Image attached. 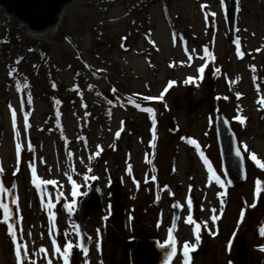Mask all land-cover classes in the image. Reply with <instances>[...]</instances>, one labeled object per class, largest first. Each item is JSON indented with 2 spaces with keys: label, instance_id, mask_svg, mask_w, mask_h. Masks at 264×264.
I'll return each mask as SVG.
<instances>
[{
  "label": "rangeland",
  "instance_id": "rangeland-1",
  "mask_svg": "<svg viewBox=\"0 0 264 264\" xmlns=\"http://www.w3.org/2000/svg\"><path fill=\"white\" fill-rule=\"evenodd\" d=\"M78 1L64 3L60 23L45 35L30 31L28 23L7 14L0 4V182L9 188L15 180L18 211L7 193L0 199L9 204L10 215L15 212L18 242L29 251L25 264L33 260L63 264L52 240L61 250L67 240L74 246L78 243L72 227L76 208L91 185L96 186L101 203L84 221L90 238L89 264H109L108 253L117 247L124 252V264L130 248L137 254L134 264H145L138 251L148 239L168 246L173 200L181 206L172 231L177 254L165 264H182L183 243L195 242L194 225L185 223L189 196L191 214L202 225L190 264H264V168L260 167L264 109L257 103L263 99L264 86V0H236L235 35L242 58L227 42L224 12L230 0H223V5L221 0H95L97 6L89 0L87 7H100L97 15L105 23L103 28H93V14L78 7ZM112 12L121 17L116 19ZM204 65L201 80L197 69ZM190 76L195 83L185 84ZM171 81L175 83L163 101L143 100L158 97ZM129 98L134 102L129 103ZM144 108L154 111L155 124ZM26 112L30 113L27 130ZM217 114L227 120L244 160L245 181L233 188L220 169ZM170 119L176 126L172 133L167 129ZM17 143L22 147L19 161ZM28 165L35 167L39 188ZM69 175L79 186L75 198ZM93 175L96 180L85 181ZM216 176L223 186L215 182ZM48 180L55 183L45 185ZM45 186L55 205L51 210L46 207ZM58 191L63 197L57 203ZM114 192L123 210L118 221L110 216ZM73 199L76 203L69 213L64 204ZM213 208L218 217L214 224ZM50 218H54L51 236ZM41 247L47 250L46 257L39 253ZM14 249L7 225L0 223V264H17ZM78 252L71 254L70 264H79Z\"/></svg>",
  "mask_w": 264,
  "mask_h": 264
},
{
  "label": "water",
  "instance_id": "water-1",
  "mask_svg": "<svg viewBox=\"0 0 264 264\" xmlns=\"http://www.w3.org/2000/svg\"><path fill=\"white\" fill-rule=\"evenodd\" d=\"M68 1L69 0H0V4L6 8L7 14L8 12H12L19 18L21 22L28 23L30 31L39 32L52 26L57 21L59 10L64 5V3ZM236 14L237 1L230 0L228 9L224 12V19L227 29V42L233 45L237 52V48L239 46L236 44L237 38L235 35ZM261 108L264 109L262 105ZM167 129L171 133L175 131L176 126L173 119H170L167 122ZM214 129L222 175L229 188L236 187L245 181L246 174L242 154L239 157L236 155V149L238 147L236 144L235 135L222 114H217L214 117ZM28 167L32 180H35L34 184L37 186L39 182L36 177H33L30 165H28ZM9 188H12V192L16 198V183L14 179L11 180ZM44 190L45 197L48 199L50 188L45 186ZM9 197L12 201L13 195H9ZM100 203V194L96 186L91 185L86 195H83L78 201L76 208V225L80 226V235L77 236V238L79 243L82 241L88 247V249L89 235L84 231L85 216L88 214V212H96ZM113 204L114 210L110 216L118 221L123 214V210L121 208V204L119 203V195L117 192H114ZM173 205L179 206L174 207ZM170 208V228L174 230L178 221L177 217H179L181 211V206L176 200H173L171 202ZM168 251H170V249L161 247L156 239H149L147 241L146 247L141 250L140 254L146 264H164L167 261Z\"/></svg>",
  "mask_w": 264,
  "mask_h": 264
},
{
  "label": "snow or ice",
  "instance_id": "snow-or-ice-1",
  "mask_svg": "<svg viewBox=\"0 0 264 264\" xmlns=\"http://www.w3.org/2000/svg\"><path fill=\"white\" fill-rule=\"evenodd\" d=\"M221 4L223 5V0H221ZM205 7L204 5H202V8ZM207 13L205 15V18L207 19ZM213 16L215 15L214 13L212 14ZM173 40L175 42L176 40V34H173ZM236 44L237 46H239V39H237L236 41ZM123 47V45H122ZM187 48L185 47V52H187ZM193 53L195 52V49L192 50ZM259 51V49L257 50ZM204 52L205 54L208 53V49L205 48L204 49ZM237 56L238 58H242L243 57V53L239 51V47L237 48ZM201 60L204 59V56H201L200 57ZM192 60V56L189 55V61ZM190 66V65H189ZM207 65H204V66H201L197 69L198 73H199V79H203V76H204V72H205V67ZM253 70H255L253 68ZM216 72H219L220 69L217 68L215 70ZM10 75H11V71H10ZM239 79V77H237V80ZM175 82L174 81H171V82H168L167 86L164 88V90L160 93V95L158 97H149V96H144L143 97V100L145 101H148V100H160V101H163L164 100V95L165 93L173 86ZM185 84H188V83H195V78L193 77H187L184 81ZM113 91H116L115 89H113ZM240 97V94L237 93V98L239 99ZM134 101L132 100V98H129V103H133ZM27 103L29 105H31L32 103V100H31V95L28 94V97H27ZM111 103V102H109ZM257 103L261 104L262 107H264V99H261V100H258ZM137 108L140 107V104L139 103H136L135 105ZM22 107H23V101H22ZM143 111L145 112H148L150 114H152L153 116V124H155V119H154V111L151 109V108H144L142 109ZM29 115L30 113H24V127H25V130H27L30 125L28 123V118H29ZM109 115H111V113L109 112ZM12 120H13V127L15 128L16 126V112L13 111L12 112ZM241 123H243V120H241ZM17 136L20 135L19 132L16 133ZM116 137L119 138L120 136V132L117 131L116 132ZM190 143L192 144H195L196 142L194 140L190 141ZM29 147V150H32V146L31 144L28 145ZM99 147V146H98ZM244 151H248V148H247V145H244ZM15 151H16V156H17V161H19L20 159V154H21V151H22V147H21V144L20 143H17L16 144V147H15ZM96 155H99V152L96 153ZM236 155L239 157L241 155V150L240 148H237L236 149ZM201 156H203V153H201ZM69 157H71V153H69ZM93 159L92 156L89 157V160ZM251 159L253 161H256L257 163H259V161L257 160V156L255 154H252L251 155ZM149 163H151V161H148ZM205 164H207V160L204 161ZM31 167V171H32V175L33 177H35L36 175V170H35V167L34 165L33 166H30ZM260 167L264 168V164H261ZM18 167H17V171H18ZM89 172L92 171L91 168L88 169ZM209 171H211V168H209ZM3 172V169L0 168V173ZM129 172H130V168H129ZM15 174V173H14ZM214 175V174H213ZM85 181H88V180H96L97 177L96 176H86L85 178ZM156 178L155 177H152V180L154 181ZM68 180L71 182V195L73 198H75L77 195H78V185L76 183L75 180L72 179V177L69 175L68 176ZM35 183V180L33 181ZM215 182L217 184H221V180H220V177L216 176L215 177ZM45 185H52L54 184L55 182L54 181H51V180H48V181H44L43 182ZM134 183L137 184V187L139 186L138 182H136L134 180ZM257 183L259 184V181H257ZM221 186H223L221 184ZM14 187V186H13ZM37 187L39 188L40 185L37 184ZM46 190V189H45ZM191 192V186H189V193ZM9 194V195H13V199H12V204H17V200L16 198L14 197V194L12 192V188H6L2 182H0V195L2 194ZM86 195V193H84ZM259 195V189L257 190V196ZM61 197H63V192H57L56 193V202L58 203L61 199ZM157 199H159V197H157ZM45 201L42 200V203H44ZM76 201L75 199L72 200V203L71 204H68V203H65L64 204V207L69 211V213H71L72 209H73V206L75 205ZM223 203V202H221ZM55 205L53 204V202L51 201V199H48L47 200V203H46V207L51 210ZM174 207H178L179 205H173ZM253 207H255V205L253 204L252 205ZM187 207L189 209V215L186 217V220H185V223L189 224V225H194V228H193V232H194V236H195V242L194 243H190V242H184L183 245H182V257H183V260H182V264H190V261H191V256H190V253L195 251L197 246L199 245L200 243V233H201V228H202V225L201 223H197L196 220H194L192 214H191V210L193 208V201L191 199V197L189 196L187 198ZM0 209H3V220H0V223H4L7 225V229H8V235L11 237L12 239V243L15 245V257H16V262L17 264H25V262L28 260V257H29V251H28V248H27V245L25 244H22V243H19L18 242V235H17V227H18V222L16 219H14V216H15V212H13L12 215H10V207H9V204L7 203H4L2 201V199H0ZM15 211H18V204H17V208ZM216 209L213 208L212 209V212L214 213V215L211 217V220L213 222V224L215 223V221L218 219V217L215 215L216 213ZM244 213L242 212L241 213V217H243ZM177 219H179V217H177ZM11 221V222H10ZM74 229H76V235L79 236L80 235V226L79 225H75L73 224L72 226ZM203 227L204 228H207L208 225H207V222H205L203 224ZM53 229H54V218H50V221H49V235H53ZM172 229L170 228L168 230V247L170 248V251H168V255H167V260L170 262L173 257L176 256L177 254V247H176V240L175 238L173 237L172 235ZM211 231V230H210ZM212 234L214 235L215 233L212 232ZM65 237H67L69 234L68 233H64ZM261 235H264V229H261ZM23 237H19V239H22ZM89 242H90V238H89ZM52 245H53V249H54V253L62 259L63 261V264H70V256H71V253H72V249L74 247V244L71 240H67V242L64 244L63 246V250H61V248L57 245L56 243V240L53 239L52 240ZM76 248H78L83 256L85 257V261H84V264H89V261L87 260V256H88V253H89V249L88 247L81 241L80 243H77L75 245ZM161 247H165V245H161ZM229 247H230V244H229ZM97 249L99 250V245L97 244ZM262 251H264V248L261 249ZM39 253L40 254H43L45 257L47 256V250L43 247L39 248ZM29 264H35V261H29ZM48 264H52V261L51 260H48Z\"/></svg>",
  "mask_w": 264,
  "mask_h": 264
},
{
  "label": "bare ground",
  "instance_id": "bare-ground-1",
  "mask_svg": "<svg viewBox=\"0 0 264 264\" xmlns=\"http://www.w3.org/2000/svg\"><path fill=\"white\" fill-rule=\"evenodd\" d=\"M92 3L94 2L95 6L96 3H95V0H90ZM89 0H80L78 1V4L77 6L80 7V8H87V12H90L93 14V17H92V26L93 28H95V26L97 27L98 25H101V28L104 27V24L102 19H100L97 15V10L100 8V7H87L88 3L90 2ZM154 1H157V0H154ZM88 2V3H87ZM64 8L62 9V12H60L57 16H58V19L57 21L50 27L46 28L45 30H42V31H39L38 33L39 34H42V35H45L47 33V31L49 30H52L54 26H57L60 21H61V18L63 16V11ZM117 12H112V15L115 14ZM115 17L116 19H119L121 17V15L119 14H115ZM98 48V47H97ZM100 48V47H99ZM98 48V51H101V49ZM135 67L138 68L137 70L140 71L141 70V67H140V60H137L136 61V64H135Z\"/></svg>",
  "mask_w": 264,
  "mask_h": 264
},
{
  "label": "flooded vegetation",
  "instance_id": "flooded-vegetation-1",
  "mask_svg": "<svg viewBox=\"0 0 264 264\" xmlns=\"http://www.w3.org/2000/svg\"><path fill=\"white\" fill-rule=\"evenodd\" d=\"M77 236V235H76ZM78 239V238H77ZM154 239V238H153ZM149 240V239H148ZM147 240V241H148ZM132 240H130L129 242H131ZM133 242H135V243H137L138 242V239L137 238H135V240L133 241ZM132 242V243H133ZM78 243H79V241H78ZM159 243V245H163L162 243H160V242H158ZM146 245H147V242L145 243V246H144V248L146 247ZM143 248V249H144ZM163 248H165V249H167V248H169L168 246H165V247H163ZM143 249H141V250H143ZM170 249V248H169ZM141 250H139L138 252H141ZM133 250H132V248H130V249H128V252H127V254H125V257L127 258V260H128V262H127V264H134V262H133V260H134V257L137 255L136 253H135V250L132 252ZM81 252V251H80ZM123 253L124 252H121V251H119L118 250V247H117V250L115 249V251H109V264H124L123 263V261L121 260V258H122V255H123ZM71 254H79V252H78V248H76L75 246L73 247V249H72V253ZM112 254V255H111ZM141 255V254H140ZM72 256V255H71ZM70 256V257H71ZM78 259V263L79 264H84V261H85V257L83 256V254H82V252H81V255H78V256H76V260ZM111 261H113V262H111ZM144 261V260H143ZM144 263H145V261H144ZM166 263V262H165ZM164 263V264H165ZM146 264V263H145Z\"/></svg>",
  "mask_w": 264,
  "mask_h": 264
},
{
  "label": "trees",
  "instance_id": "trees-1",
  "mask_svg": "<svg viewBox=\"0 0 264 264\" xmlns=\"http://www.w3.org/2000/svg\"><path fill=\"white\" fill-rule=\"evenodd\" d=\"M2 5V4H1Z\"/></svg>",
  "mask_w": 264,
  "mask_h": 264
}]
</instances>
